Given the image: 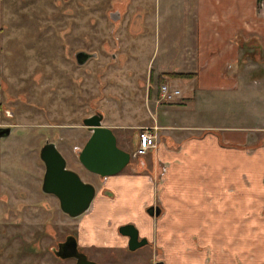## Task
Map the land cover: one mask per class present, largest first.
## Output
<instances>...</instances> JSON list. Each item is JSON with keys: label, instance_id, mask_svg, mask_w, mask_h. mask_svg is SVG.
I'll return each instance as SVG.
<instances>
[{"label": "rangeland", "instance_id": "374dc122", "mask_svg": "<svg viewBox=\"0 0 264 264\" xmlns=\"http://www.w3.org/2000/svg\"><path fill=\"white\" fill-rule=\"evenodd\" d=\"M199 1L1 0L0 127H11L13 132L0 138V179L12 190L16 188V194H20L19 183L31 189L26 196L30 217L50 221L57 213L54 198L42 204L35 200L33 184L38 182V165L42 163L40 141H56L68 159L69 168L83 179H95L96 175L81 165L79 151L91 134L83 118L99 111L103 114V123L112 125L118 145L133 153L136 135L133 134L152 124L149 120V113L154 109L152 96L155 101L160 99L162 83L169 81L174 86L171 77L163 75V80H159V74L183 70L184 62L191 68L195 65V60L184 56L186 46L194 44V21L201 15L197 11ZM115 8L121 12L116 18L109 16ZM79 49L94 54L83 65L75 59ZM246 60L258 66L259 60L254 56L249 54ZM260 62L263 64L264 60L260 58ZM175 82L182 88L183 80ZM256 102L252 100L249 106L255 115L254 121L248 123L258 130L255 140L264 145V109L259 111ZM248 111L246 105L236 108V113L245 114H236L239 116L229 121L247 123L244 121L246 116L250 118ZM162 122L166 125L165 120ZM139 161L140 157L131 155L130 162L117 174L127 175ZM117 174L111 176L115 178ZM208 174L201 170L199 177L202 175L206 180L184 193L198 198L196 205L192 198L191 210L186 208L188 203H183L182 210L188 213L178 216L176 210L175 215L170 212L167 218L159 220V228L168 222L170 227L163 233L158 231L162 238L159 243L165 252L156 245L157 253L166 254L167 264H264V212L260 210L264 207V181L262 190H249L248 184L243 185L234 177L212 184ZM130 185H125L126 191L132 188ZM244 193L250 196L246 211L234 212L237 214L235 222L221 218L230 228L226 227L224 233H215L211 225L216 213L211 212L215 207L210 199L223 195L239 199ZM236 201L243 202L242 199ZM229 203H219V211L223 207L230 210ZM3 205L6 204L0 203L1 207ZM133 219L140 222L141 218L136 212ZM235 223L239 224L236 228ZM243 223L247 227L244 228ZM8 225L0 223V227L6 228L5 233L0 231V244L9 233L19 229L12 223ZM156 227L155 223L154 233ZM59 228L61 231L64 227L59 225ZM34 229L33 218L25 229L28 239L33 237ZM147 229L142 234L150 237L152 231ZM51 239L48 237L44 243ZM20 249L18 238L7 243L0 254V264H29L35 257L48 264L54 262L49 252L22 256ZM150 249L146 245L133 253L138 257V264H149ZM130 259L125 261L123 256L106 263L125 264Z\"/></svg>", "mask_w": 264, "mask_h": 264}, {"label": "crops", "instance_id": "0c3cea01", "mask_svg": "<svg viewBox=\"0 0 264 264\" xmlns=\"http://www.w3.org/2000/svg\"><path fill=\"white\" fill-rule=\"evenodd\" d=\"M197 9L201 15L196 20L192 17L196 21L194 44L186 46L184 56L195 60V65L191 68L184 62V69L178 70L195 72V75L169 76L174 86L181 90V95L169 104L155 101L152 96L154 109L149 113V120L150 126L158 127L157 145L141 156V161L127 175L107 177L106 185L116 199L102 195L95 211L96 218L102 219L104 239L113 235L118 221L130 218L141 234L149 227L152 232L150 237L146 236L161 245L159 233L167 230L170 223H162L159 228V220L167 218L170 212L175 215L176 210L178 216L188 213L186 209L182 210V205L188 203L186 208L191 210L194 206L192 198L196 205L198 198L184 193L206 180L202 175L199 177L201 170L209 172L208 179L211 178L212 184L225 177H234L241 184H248L249 190H262L264 145L255 140L258 130L248 122L254 121L255 114L249 107L252 100L257 101L255 104H258L259 111L264 109V63L260 62V58L264 60V0H200ZM1 14L0 0V27ZM249 54L259 60L258 66L246 60ZM163 75L159 74V80ZM180 79L183 80L182 88L175 82ZM241 104L249 108L250 118L246 116L244 121L247 123L229 121L239 116L236 114H245L235 112L236 108L242 107ZM128 183L132 188L126 191ZM229 189L232 191L233 187ZM239 199L243 202L236 201ZM239 199L227 195L210 199L216 208L211 209L216 213V220L211 225L215 233H224L226 227L230 228L221 218H231L235 222L237 214L234 212L246 211L245 204L250 196L244 193ZM155 201L160 202L164 210L158 220L146 209ZM223 202H230V210L223 207L219 211L221 207L218 204ZM260 210L264 212V207ZM136 212L140 222L133 219ZM242 225L247 227V224ZM238 226L235 223V228ZM171 244L172 241L170 248Z\"/></svg>", "mask_w": 264, "mask_h": 264}, {"label": "flooded vegetation", "instance_id": "af4514ba", "mask_svg": "<svg viewBox=\"0 0 264 264\" xmlns=\"http://www.w3.org/2000/svg\"><path fill=\"white\" fill-rule=\"evenodd\" d=\"M119 15H121L119 8H115L114 10L109 12V16H113L114 18H116ZM137 16L139 15L137 14ZM139 17L142 18V16ZM79 52L86 53V55L91 54V56L87 58L83 63H80L79 60H83L85 57H83V55L78 56ZM93 55L94 54L92 52H89L85 49H79L75 53V59L79 65H83L86 62H88L93 57ZM96 114L102 116V112L99 111L91 114L90 116ZM87 117L89 116L83 118V123H84V119ZM85 126L90 128L87 125ZM12 132L13 130L11 128L10 133L5 136H9L10 134H12ZM138 132H135L133 136L135 134H138ZM2 137L4 136H1L0 138ZM48 143H54L57 149L66 158L63 150L60 148V146L56 141L54 140H45L43 142L40 141L39 157L42 160V163L38 165L40 167L39 172L37 171L39 178H38V182L33 184L34 186L33 189L34 192L36 191V197H35V200L37 201V202L35 201L36 203L42 204V202L48 198L55 199V203H56L55 213L57 212L56 213L57 215L55 214L53 220L51 219L50 221L43 220L41 219V217H37V216L30 217L29 214L27 213L26 203L29 202H26V198H27L26 196L29 191L30 193L32 192L31 189H29L27 185L23 183L22 184L19 183V185L17 186L18 187L17 190L20 192V194H16L15 193L16 188L12 190L10 187L2 183V180L0 179V203L1 205L4 203L6 204L3 205V207L0 206V223H4V224L6 223L7 225L8 224L10 225L12 223L14 226H19V229L9 233L6 241L0 244V254H2L6 249L7 243L10 244L12 241L18 238L19 246L21 247L20 252L22 256H26L27 254H31V253H33L34 256H39L42 253H44V251H46L49 252L50 258L54 259V262H52V264H57V263L107 264L106 263L107 261L112 259L119 260L123 256L125 261L128 260V257L132 258L125 264H138V257H135L133 253L140 247L147 245L150 246L151 248L150 253L152 254V256L150 255L147 256L149 260V264H167L168 261L166 258V254L164 253V255H161L160 253H157V250H159V248H157L156 245H158V247H161L162 249L164 247L156 242L154 243L153 242L154 240H151L148 236L141 234L136 223L130 218H125L122 219L121 221H118L116 223L115 229L113 230V235L108 239H104V233L102 232V219L98 220L96 218L95 211H96V207H98L97 200H99L100 202V200H102V195L107 196L112 200L116 199L114 192L106 185V179L109 176H101L100 174L94 172L93 173L96 175L95 179H89V178L83 179L80 176L83 181L90 182L95 187V195L91 202V205L82 214L77 216L72 215L69 212L63 210V208L61 207L60 198L57 195V193L52 190L48 191L44 187L47 166L46 163L41 158V151L43 147ZM67 160L68 159L66 158V161ZM81 165L83 164L81 163ZM42 166H43V170H42ZM87 170L90 171L89 169ZM25 171L27 172V169ZM33 171L34 170L31 169V172ZM150 206L155 207L154 208L155 212L160 208V213L152 215L148 211V208ZM146 209L147 212L155 218L161 217L164 212L161 203L157 201L149 204ZM59 214H61L60 218H62L63 221L62 224L59 223V216H60ZM100 215L102 218V211ZM33 218L35 222V229L32 233L33 237L28 239L26 237L27 231L25 229H26V225ZM109 224H112V222H110ZM131 224L136 226V228L138 229L140 239L146 238L148 240V242L145 245L140 246L136 249L130 248V236L123 233L125 230L129 229L130 227L129 225ZM59 225H63L64 227L61 231ZM5 230H6L5 227L3 226L0 227V231L2 233H5ZM48 237L50 238L52 237V239L45 244L44 241ZM35 258H36L35 260H30L29 264H48L46 261H43L42 259H39L37 257Z\"/></svg>", "mask_w": 264, "mask_h": 264}, {"label": "water", "instance_id": "95a60500", "mask_svg": "<svg viewBox=\"0 0 264 264\" xmlns=\"http://www.w3.org/2000/svg\"><path fill=\"white\" fill-rule=\"evenodd\" d=\"M79 55L85 57L79 60L80 63L91 56L81 52ZM84 124L91 128L92 133L79 152L80 162L101 176H110L122 171L131 160V153L118 145L114 130L103 124V114L85 118ZM10 131V127H0V137L8 135ZM137 142L138 134L134 137L133 145L136 146ZM41 158L47 166L44 187L57 193L63 210L75 216L87 210L95 195L94 185L83 181L78 172L67 167L66 158L54 143H48L43 147ZM154 208L150 206L148 211L152 215L159 214L160 208L156 212ZM129 226L123 233L130 236V248L136 249L145 245L148 240L139 238L136 226L133 224Z\"/></svg>", "mask_w": 264, "mask_h": 264}, {"label": "built area", "instance_id": "2783aa9c", "mask_svg": "<svg viewBox=\"0 0 264 264\" xmlns=\"http://www.w3.org/2000/svg\"><path fill=\"white\" fill-rule=\"evenodd\" d=\"M181 95V90L169 82L160 85V99L158 102H171ZM157 126H145L138 132V142L131 155L141 157L148 154L157 145Z\"/></svg>", "mask_w": 264, "mask_h": 264}, {"label": "trees", "instance_id": "16d2710c", "mask_svg": "<svg viewBox=\"0 0 264 264\" xmlns=\"http://www.w3.org/2000/svg\"><path fill=\"white\" fill-rule=\"evenodd\" d=\"M163 74L171 77H192L195 75V72L173 70V71H166ZM160 79L163 80L162 76Z\"/></svg>", "mask_w": 264, "mask_h": 264}]
</instances>
